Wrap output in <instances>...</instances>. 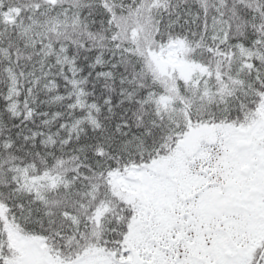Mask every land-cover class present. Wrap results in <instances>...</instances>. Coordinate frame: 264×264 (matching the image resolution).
<instances>
[{"label": "snow or ice", "instance_id": "1", "mask_svg": "<svg viewBox=\"0 0 264 264\" xmlns=\"http://www.w3.org/2000/svg\"><path fill=\"white\" fill-rule=\"evenodd\" d=\"M0 264H264V0H0Z\"/></svg>", "mask_w": 264, "mask_h": 264}]
</instances>
